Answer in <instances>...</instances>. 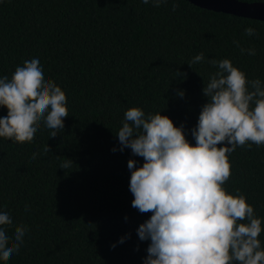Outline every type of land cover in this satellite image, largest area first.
<instances>
[{
	"label": "trees",
	"instance_id": "1",
	"mask_svg": "<svg viewBox=\"0 0 264 264\" xmlns=\"http://www.w3.org/2000/svg\"><path fill=\"white\" fill-rule=\"evenodd\" d=\"M249 26L258 35H244ZM233 41L256 55H242ZM201 52L205 61L190 67ZM34 58L65 92L69 116L54 138L42 121L30 143L0 137V212L13 219L9 235L17 225L28 228L19 253L0 264H144L150 241L137 229L152 213L132 207L128 161L139 168L144 160L120 151L115 134L124 113L160 112L183 125L195 146L204 81L217 70L207 60L229 59L247 79L264 82V20L187 0L159 7L142 0H0V78ZM7 111L0 106V118ZM66 159L73 164L64 170ZM228 160L222 187L243 195L264 229V145L237 147ZM258 238L264 249V231Z\"/></svg>",
	"mask_w": 264,
	"mask_h": 264
},
{
	"label": "clouds",
	"instance_id": "2",
	"mask_svg": "<svg viewBox=\"0 0 264 264\" xmlns=\"http://www.w3.org/2000/svg\"><path fill=\"white\" fill-rule=\"evenodd\" d=\"M150 2L159 7L168 0H142ZM177 7L174 3L172 11ZM244 35L252 37L258 32L249 26ZM233 43L242 55H256L254 48ZM205 59L201 52L188 64L192 67ZM207 63L217 70L204 81L207 102L191 131L195 146L186 139L183 125L176 127L160 112L146 115L139 107L125 111L122 127L115 134L120 151L131 149L144 160L139 168L135 160L128 161L132 207L152 213L137 229L141 241H150L144 264H264L258 238L264 231L261 219L243 195L233 196L222 187L231 175L228 154L237 147L264 145V82L247 79L229 59ZM177 77L186 79V74L177 70ZM178 94L184 96L183 91ZM66 105L65 92L45 79L39 59L26 60L10 79L0 78V106L8 110L0 118V137L30 143L42 121L54 138L69 116ZM49 151L46 145L44 152ZM36 156L33 153L32 158ZM72 164L66 159L60 168L69 169ZM9 226H13L12 217L0 212L2 261L19 253L28 231L20 224L9 235Z\"/></svg>",
	"mask_w": 264,
	"mask_h": 264
},
{
	"label": "water",
	"instance_id": "3",
	"mask_svg": "<svg viewBox=\"0 0 264 264\" xmlns=\"http://www.w3.org/2000/svg\"><path fill=\"white\" fill-rule=\"evenodd\" d=\"M190 3L215 12L240 17L264 20V2H246L242 0H187Z\"/></svg>",
	"mask_w": 264,
	"mask_h": 264
}]
</instances>
